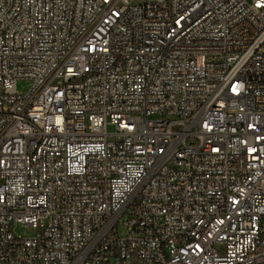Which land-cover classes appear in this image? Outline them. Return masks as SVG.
Wrapping results in <instances>:
<instances>
[{"label": "built area", "instance_id": "1", "mask_svg": "<svg viewBox=\"0 0 264 264\" xmlns=\"http://www.w3.org/2000/svg\"><path fill=\"white\" fill-rule=\"evenodd\" d=\"M0 264H264V0H0Z\"/></svg>", "mask_w": 264, "mask_h": 264}, {"label": "rangeland", "instance_id": "2", "mask_svg": "<svg viewBox=\"0 0 264 264\" xmlns=\"http://www.w3.org/2000/svg\"><path fill=\"white\" fill-rule=\"evenodd\" d=\"M32 86V82L30 80L21 79L18 81V90L21 93H25ZM110 131L113 130L112 127L109 128ZM15 233L17 235L31 236L35 233V229L29 226L17 225L15 228Z\"/></svg>", "mask_w": 264, "mask_h": 264}]
</instances>
